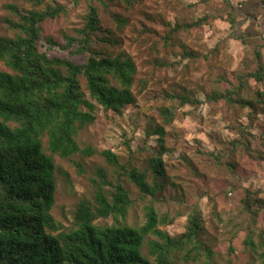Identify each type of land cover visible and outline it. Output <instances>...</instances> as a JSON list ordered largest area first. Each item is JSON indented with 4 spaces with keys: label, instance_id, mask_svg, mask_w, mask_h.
Segmentation results:
<instances>
[{
    "label": "rangeland",
    "instance_id": "1",
    "mask_svg": "<svg viewBox=\"0 0 264 264\" xmlns=\"http://www.w3.org/2000/svg\"><path fill=\"white\" fill-rule=\"evenodd\" d=\"M257 1L261 0H137L129 6L123 0H47L35 6L28 0H0V35L10 36L15 31L6 18L17 21L18 16L6 4H15L20 10L66 6L65 13L43 22L41 40L45 42L47 37H52L57 42L48 49L50 56L68 57L81 64L89 54L74 52L75 46L70 47L67 38L79 35L88 7L96 6L107 33L95 35L93 49L112 55L122 53L136 64L135 103L121 113L97 107L96 121L77 137L81 146L91 145L98 153L92 156L77 153L70 158L53 155L57 167L53 215L59 224L72 227L79 203L93 202L98 167L107 171L111 181L120 179L133 200L127 217L120 216L119 222L133 225L144 222L148 198L134 182L110 166L100 152L112 150L122 163L145 169L149 158L162 152L159 136L146 132L149 124L158 123L167 132L166 151H163L167 175L155 202L161 214L173 218L171 224L162 228L170 236L178 237L187 230L188 216L193 211L202 224L201 244L197 243L191 250L177 251L172 264H259L258 254L243 239L251 227L253 239L259 245L264 209L256 208L253 219L242 211V198L246 189L264 198V161L254 152L244 151L237 127L244 126L264 136V111L260 108L254 115L249 108L207 100V94L213 90L229 87L220 77L235 81L236 73L256 66L255 49L264 47V14L253 18L249 11ZM229 5L235 7L236 28L228 20ZM113 14L124 21L117 22ZM205 15L211 16L207 23L167 38L169 23H188ZM235 33L246 35L247 42L243 43ZM106 36L117 42H106L109 39ZM185 49L195 55L190 57ZM0 70L12 72L4 63L0 64ZM81 81L88 95L86 79L83 77ZM112 84L119 85L114 79ZM249 85L248 96L257 90L264 91V83L254 78L249 79ZM185 89H190L200 103L181 106L176 96ZM165 106L176 107V116L170 123H164L160 116ZM44 145L45 151L51 153L47 149V136ZM253 145L264 149L262 138ZM77 163L83 168H78ZM233 165L237 166L236 173L232 171ZM115 221L110 216L97 223ZM207 248L212 252H207Z\"/></svg>",
    "mask_w": 264,
    "mask_h": 264
},
{
    "label": "trees",
    "instance_id": "2",
    "mask_svg": "<svg viewBox=\"0 0 264 264\" xmlns=\"http://www.w3.org/2000/svg\"><path fill=\"white\" fill-rule=\"evenodd\" d=\"M28 1L41 6L47 0ZM123 1L129 6L137 2ZM256 3L249 11L253 18L264 14V0ZM229 6L228 20L236 28L235 7ZM5 7L15 13L18 20L6 18L15 31L14 36L0 35V64L4 63L12 70H0V264H172L177 251L191 250L197 243L201 244L202 224L195 211L188 216L187 230L178 237L170 236L162 228L171 224L173 218L161 214L155 202L166 184L167 175L163 160L167 132L158 123L149 124L146 132L159 136L162 152L151 156L145 169L122 163L112 150L100 152L110 166L134 182L148 198L144 222L138 225L119 222L120 216L127 217L133 200L120 179L111 181L107 171L98 167L93 202L83 200L79 203L72 227L65 228L58 223L53 215L57 191V167L53 155L70 158L77 153L84 156L98 153L91 145L81 146L77 137L82 129L96 121L97 107L121 113L135 103L136 64L122 53L112 55L93 49L95 35L107 33L96 6L88 7L79 35L67 38L70 47L75 46L74 52L89 54L82 64L68 57L50 56L48 49L57 42L52 37H47L45 42L41 40L43 22L65 13L66 6L48 5L43 10H20L15 4ZM113 15L117 22L124 21L117 14ZM210 18L205 15L188 23L168 22L167 38L171 39L173 33L200 27ZM234 35L243 43L247 42L246 35ZM106 38H109L108 43L117 42ZM42 47L46 49L42 50ZM262 50L255 49L256 66L236 73L235 81L220 77L229 83V87L213 90L207 94V100L249 108L254 115L260 108L264 111V91L247 95L250 78L264 83ZM185 52L190 57L195 55L188 49ZM83 77L88 95L82 87ZM113 79L119 85H113ZM176 97L181 106L200 103L190 89ZM160 116L164 123L172 122L176 107H162ZM237 130L244 151L254 152L264 161V149L253 145L257 139L264 141V136H258L244 126ZM45 136L51 153L45 151ZM77 165L83 168L81 163ZM232 171L236 173L237 166L233 165ZM256 208L264 209V198L246 189L242 211L254 219ZM110 216L116 220L114 223H97ZM253 236L250 227L243 243L258 254L259 264H264V230L259 233V245ZM206 251L212 252L209 248Z\"/></svg>",
    "mask_w": 264,
    "mask_h": 264
}]
</instances>
